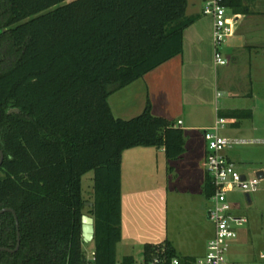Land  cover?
<instances>
[{
	"label": "trees",
	"instance_id": "trees-1",
	"mask_svg": "<svg viewBox=\"0 0 264 264\" xmlns=\"http://www.w3.org/2000/svg\"><path fill=\"white\" fill-rule=\"evenodd\" d=\"M236 14L245 0H222ZM189 0H0V209L19 217L21 244L0 251V264H86L82 179L94 171L97 264L117 260L122 239V156L134 147H163L169 160L185 152V132L144 111L118 117L111 97L182 53ZM19 108L20 112H10ZM251 110L221 117L238 120ZM171 168V167H170ZM204 191L214 187L206 174ZM14 214L0 215V247L16 248ZM170 242L148 243L150 259Z\"/></svg>",
	"mask_w": 264,
	"mask_h": 264
},
{
	"label": "crops",
	"instance_id": "crops-1",
	"mask_svg": "<svg viewBox=\"0 0 264 264\" xmlns=\"http://www.w3.org/2000/svg\"><path fill=\"white\" fill-rule=\"evenodd\" d=\"M254 4L264 7V0H256ZM234 14V21H237L238 26L234 28V37L230 44L232 46L223 52L228 60L227 64L218 65L214 60V17L204 14L202 7L189 12L188 5L187 15L195 18V21L184 31L182 53L111 97L115 114L123 119L141 114L150 100L153 114L173 121L184 130L186 138L185 152L175 160L165 157L163 147L157 149L135 147L124 151L122 239L117 244V256L120 250L123 251L121 261L126 256H133L128 237L136 220L134 214L136 209L147 208L144 203H147L150 197L155 200L154 207L147 209H191L192 219L188 222L190 226L193 225L191 237L186 244L178 242L171 244L182 257L197 259L206 254L207 244L214 229L201 232L199 228L200 218L206 217L210 206L204 191L207 152L204 131L215 124L217 118L221 117L220 113L226 114L236 109L252 111L249 117L252 120V128L256 130L258 126L253 118L257 109L256 100L260 99V96L254 90V86L255 81L259 79L264 83V78L259 77L264 71V31L258 27L251 31L253 24L246 25L247 20L264 22V9H257L248 14L233 12L232 15ZM230 18L233 21V16ZM257 26H260V23ZM254 50L255 57L259 59L255 63V78L252 61ZM242 52L246 54L248 61L245 66L246 73L240 76L234 73L241 67L239 55L243 54ZM240 98L250 102H239ZM225 118L227 126L223 129L242 125V119L238 120L231 116ZM139 152H152L159 164L163 161L162 171L160 165L158 168V172L162 173V180L156 179V185L141 186L138 184L140 180L135 179L136 177L138 179V176H132V170L131 173L126 172L127 160L132 161L133 154ZM226 154L230 158L227 151ZM168 167L171 168L168 170ZM170 191H175L171 197L168 196ZM198 214L202 216L199 218Z\"/></svg>",
	"mask_w": 264,
	"mask_h": 264
},
{
	"label": "rangeland",
	"instance_id": "rangeland-1",
	"mask_svg": "<svg viewBox=\"0 0 264 264\" xmlns=\"http://www.w3.org/2000/svg\"><path fill=\"white\" fill-rule=\"evenodd\" d=\"M208 0H189V12L202 7L204 13V7ZM258 1V0H257ZM249 4L250 13L255 12L257 9L263 10V6H259L256 0H245ZM232 9L228 8L229 16H233L234 28H237L238 23L234 21L235 14L232 15ZM242 14V13H240ZM246 25H252L251 31L256 27L264 31V22H256L247 20ZM260 23V26H257ZM262 25V27H261ZM232 37L227 40V42L222 45L221 49L225 53L228 51V47L233 41ZM243 53V52H242ZM253 56V72L255 78V63L259 60L255 57V50L252 51ZM240 68L236 70V75H242L246 73V54H240ZM257 58V59H256ZM249 78V76H246ZM260 78H264V71L259 75ZM262 79L255 81L254 90L259 94L260 99L256 100L257 109L254 111L253 120L257 124V129L254 130L251 124V118L242 119V125L232 126L227 129H221L220 134L228 137L229 139L236 140V143L231 148L227 149V153L234 163L237 164L239 171L242 174L247 175L249 178L256 176L258 170H264V83ZM245 85V84H244ZM239 102H250L247 99H241ZM252 102V101H251ZM240 103V104H242ZM15 109V108H13ZM19 109V108H17ZM238 110V109H236ZM15 112V111H11ZM20 112V109H19ZM15 112V113H19ZM135 148V147H134ZM138 148V147H137ZM144 149H157L156 146L142 147ZM152 151V150H149ZM135 153V152H134ZM166 157V156H165ZM132 161L127 160V171L131 173L132 176H138L136 180H140L138 184L141 186L156 185V179L162 180V173L158 172L160 165V170L162 171L163 161H157L156 156L152 152H139L133 154ZM170 168L168 167V170ZM129 170V171H128ZM94 171H89L83 176L82 188L83 195L85 199V213L92 207L87 205V203L93 202L95 200L94 192ZM142 178V179H140ZM135 182V181H134ZM175 194V191L169 192V197ZM230 200L235 205V211L242 215H245L248 222L243 228H241L238 238L232 243L230 251L227 255L228 262L232 264H259V253L264 250V178L259 184L258 191L251 194V203L248 202L247 197L238 188H233L230 194ZM154 198L147 200L144 205L147 208L154 207ZM136 209L134 214L135 221L133 222L132 229L129 235V245L132 250L134 260L141 261L144 258L145 246L148 243L151 244H161L165 242L173 243H183L186 244L188 239L191 237L193 230L188 224L192 219L191 209ZM199 218L202 216L200 214ZM201 232H209L214 229V225L209 219L208 211L206 217L200 218ZM95 247L94 241L83 242V249L86 255H90ZM122 250L119 251L117 256L118 262H121L123 257Z\"/></svg>",
	"mask_w": 264,
	"mask_h": 264
},
{
	"label": "built area",
	"instance_id": "built-area-1",
	"mask_svg": "<svg viewBox=\"0 0 264 264\" xmlns=\"http://www.w3.org/2000/svg\"><path fill=\"white\" fill-rule=\"evenodd\" d=\"M204 14L212 15L215 19L213 30L214 60L218 65H225L228 60L221 49L234 33L233 21L228 15L227 7L222 0H208L204 7ZM227 126L225 117H218L212 127L204 131L207 143L205 156V170L212 181L213 193L208 197L210 206L208 216L214 225V233L208 241L207 251L203 257L196 259L195 264H229L227 255L232 243L238 238L241 228L248 219L245 215L235 211V205L230 200L233 188H238L243 193L258 191L262 178L257 175L249 178L242 174L236 163L226 154L227 149L238 141L229 139L220 134V130ZM245 175V177H243ZM248 200V199H247ZM259 264H264V250L260 251ZM96 251L87 255L86 264H97ZM121 264V263H119ZM132 264H184L179 256L170 257L165 247H159L150 259L134 260Z\"/></svg>",
	"mask_w": 264,
	"mask_h": 264
},
{
	"label": "water",
	"instance_id": "water-1",
	"mask_svg": "<svg viewBox=\"0 0 264 264\" xmlns=\"http://www.w3.org/2000/svg\"><path fill=\"white\" fill-rule=\"evenodd\" d=\"M11 111L19 112V109L15 108L12 109ZM10 111V112H11ZM2 115V112L0 110V117ZM5 159V153L3 149L0 147V166L2 165L3 161ZM256 175L260 178H264V171L263 170H258L256 172ZM245 177V175H243ZM246 197L248 199V202L251 203V195L249 193L246 194ZM87 205L92 206L93 202L87 203ZM5 212H12L14 214L17 228H18V241H17V246L16 248L12 249L9 247H0V251H9V252H15L20 248L21 244V232H20V224H19V217L15 209L11 207H5L0 209V215L5 213ZM82 236H83V241L84 242H91L95 238V218L89 214V213H84L82 215ZM232 264V263H229Z\"/></svg>",
	"mask_w": 264,
	"mask_h": 264
}]
</instances>
